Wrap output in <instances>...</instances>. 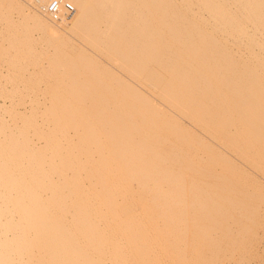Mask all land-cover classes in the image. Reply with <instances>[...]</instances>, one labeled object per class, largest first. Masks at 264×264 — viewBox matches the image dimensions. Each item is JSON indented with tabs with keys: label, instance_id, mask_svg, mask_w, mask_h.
Listing matches in <instances>:
<instances>
[{
	"label": "bare ground",
	"instance_id": "obj_1",
	"mask_svg": "<svg viewBox=\"0 0 264 264\" xmlns=\"http://www.w3.org/2000/svg\"><path fill=\"white\" fill-rule=\"evenodd\" d=\"M52 1L0 0V264H264V0Z\"/></svg>",
	"mask_w": 264,
	"mask_h": 264
},
{
	"label": "built area",
	"instance_id": "obj_2",
	"mask_svg": "<svg viewBox=\"0 0 264 264\" xmlns=\"http://www.w3.org/2000/svg\"><path fill=\"white\" fill-rule=\"evenodd\" d=\"M41 9L45 15L55 21H63V17L66 19L75 11L74 5L65 0H53L49 4H43Z\"/></svg>",
	"mask_w": 264,
	"mask_h": 264
},
{
	"label": "rangeland",
	"instance_id": "obj_3",
	"mask_svg": "<svg viewBox=\"0 0 264 264\" xmlns=\"http://www.w3.org/2000/svg\"><path fill=\"white\" fill-rule=\"evenodd\" d=\"M38 31L36 30L35 33H37ZM38 34V33H37ZM263 230H261L262 232ZM262 246V247H261ZM260 248H264V243L261 242L260 244ZM260 258V259H259ZM261 258L263 259V256H254L253 260L251 261V264H263V262L261 263ZM255 259V260H254ZM257 260V261H256ZM236 261V260H235ZM254 262V263H253Z\"/></svg>",
	"mask_w": 264,
	"mask_h": 264
}]
</instances>
